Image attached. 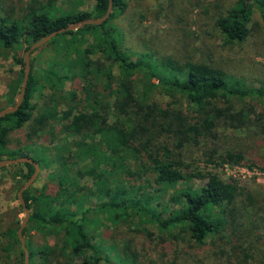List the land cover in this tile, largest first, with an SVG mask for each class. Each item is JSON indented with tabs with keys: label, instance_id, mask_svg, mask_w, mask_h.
Listing matches in <instances>:
<instances>
[{
	"label": "trees",
	"instance_id": "trees-1",
	"mask_svg": "<svg viewBox=\"0 0 264 264\" xmlns=\"http://www.w3.org/2000/svg\"><path fill=\"white\" fill-rule=\"evenodd\" d=\"M54 1L34 0L26 21L0 13V48L16 52L24 36L28 51L54 31L104 17L110 5V0H83L95 3L91 12L59 16ZM113 2L111 17L102 25L60 34L36 50L55 46L52 67L61 73L47 70L38 79L32 62L22 106L0 118V161L29 157L41 169L43 162L56 161L61 171L54 187L32 186L24 192L31 212L24 236L29 237L32 225L45 228L46 234H62L54 246L44 242L37 249L27 240L30 264L69 261L68 250L83 264H139L131 241L103 236L100 226L106 222L126 229L145 223L158 231L153 240L162 243L177 240L178 230L199 247L227 240L231 247L218 248L216 255H224V263L264 264V198L246 196L239 182L220 173L228 165L264 171V149L257 152L233 142L224 148L221 137L227 133L220 132L264 131V82L248 83L212 62L131 51L117 23L128 3ZM256 12L264 19V0H234L215 18L214 29L227 45L242 46L251 37ZM13 58L25 72V59L17 53ZM68 79H80L82 98L60 88ZM157 93L171 102L164 107L155 99ZM24 129L25 141H14L13 134ZM42 136L49 137L48 145L38 144ZM204 142L214 147L198 165L186 149ZM10 169L20 187L35 171L29 163L0 170ZM170 190L174 192L167 198ZM83 199L100 204L82 209ZM253 209L262 216L260 224ZM8 233L10 248L19 245L21 251L18 259L11 253L1 257L0 264H24L18 231Z\"/></svg>",
	"mask_w": 264,
	"mask_h": 264
},
{
	"label": "rangeland",
	"instance_id": "rangeland-1",
	"mask_svg": "<svg viewBox=\"0 0 264 264\" xmlns=\"http://www.w3.org/2000/svg\"><path fill=\"white\" fill-rule=\"evenodd\" d=\"M47 3L48 0H38ZM128 8L117 23L120 25L124 35L125 44L133 52L153 51L162 55H170L178 59L212 62L222 67L227 72L238 78L245 79L248 83L259 84L264 82V19L259 13H255L251 23V37L242 46L227 45L222 37L214 29V20L220 13L227 10L234 0H126ZM56 14L91 12L95 3L83 0H55ZM34 0H0V13L3 16H10L12 20L26 21L27 14ZM60 41L63 37L58 38ZM26 37L21 36L15 51L11 52L0 48V110L12 107L16 104L21 91L24 78V69L14 61V53L20 59H25L27 47ZM57 56L55 46L46 49L33 51L30 62H33L34 74L38 79L43 80L44 71L51 70L61 73L60 68L52 67ZM55 68V69H53ZM80 79L65 80L60 86L68 92H76L78 98H82ZM45 93L50 95L49 90ZM64 93V94H65ZM164 107L171 100L165 98L161 93L155 98ZM14 101V102H13ZM13 102V103H10ZM59 132L61 125L51 123ZM26 129L13 134L14 141H25ZM221 133H227L221 137L224 148L229 147L233 142L244 143L247 147L254 148L257 152L264 149V131L258 129L255 133L232 132L225 128L220 129ZM246 138L243 141L236 139ZM167 139L160 140L164 142ZM49 137L42 136L39 145H48ZM214 145L210 142L202 143V146L186 149V156L192 160L198 159V165L203 161V154ZM33 156V155H32ZM204 165V164H203ZM14 169L0 170V258H6L9 253L18 259L21 247L15 245L10 248L9 230L18 231L25 219V209L20 208L18 192L22 184L20 178L13 176ZM224 179H235L239 182L246 196L255 194L264 198V171L250 170L246 166H225L220 171ZM61 174L56 161L44 166L33 187L41 189L43 186L54 187L58 183V175ZM174 191L170 190L167 198H170ZM243 198L241 197V200ZM82 209L95 208L100 204L98 199H83ZM31 213V212H30ZM251 214L255 220L261 223L260 212L253 209ZM264 225V223L262 224ZM29 240L34 249L39 248L44 242L54 246L62 234L54 232L46 234L43 227L31 226ZM103 236L114 242L121 243L131 241L132 246L138 252L139 264H226L225 257L216 256L218 248H230L231 245L225 240L217 244L199 247L193 242L185 239L180 230L177 231V240H168L162 243L158 237V231L150 225L142 224L140 228L126 229L124 226H115L106 222L100 226ZM147 229L154 234L149 236ZM18 235V234H17ZM24 235V234H23ZM223 244V246H221ZM11 249V250H10ZM69 261L55 259L53 264H83V258L74 256L68 250Z\"/></svg>",
	"mask_w": 264,
	"mask_h": 264
},
{
	"label": "water",
	"instance_id": "water-1",
	"mask_svg": "<svg viewBox=\"0 0 264 264\" xmlns=\"http://www.w3.org/2000/svg\"><path fill=\"white\" fill-rule=\"evenodd\" d=\"M113 8H114V2H113V0H110V5L108 8V11L104 17H102L100 19H93L92 18V19H85V20H82L79 22H75L73 24H70L68 27L59 29L57 31H54V32L48 34L47 36L42 38L40 41L34 43L31 46V48L26 52L24 79H23L21 91H20L18 98H17V102L14 106L1 110L0 111V118L5 117L6 115H9V114L16 113L20 109V107L22 106V104L25 100L26 91H27V87H28V83H29V79H30V74H31V62H30V60H31V54L33 51L44 47L53 38H55L56 36H58L60 34L70 32V31H76L78 29H82L86 25H102L107 20H109V18L111 17V14L113 12ZM24 163H29L35 167V171H34L33 175L21 187V189L18 192V198H19L20 204L24 207L25 214H26L25 219H24L21 227L18 230V238H19V241H20L21 246H22L24 253H25L24 264H30V260H31L30 259V252H29L28 247L26 245V240H25V237L23 235V231L29 222L31 213H30V210L26 207V202L24 199V192L34 185V183L36 182V180L38 179V177L40 175L41 167L37 162H35L33 159H31L29 157H20V158H16V159H5V160L0 161V169H3L5 167H9V166H13V165H17V164H24Z\"/></svg>",
	"mask_w": 264,
	"mask_h": 264
}]
</instances>
